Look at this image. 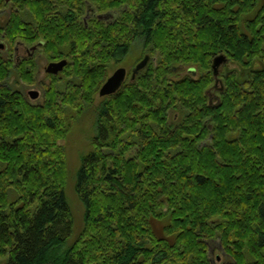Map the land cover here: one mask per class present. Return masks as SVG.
<instances>
[{
  "label": "trees",
  "instance_id": "16d2710c",
  "mask_svg": "<svg viewBox=\"0 0 264 264\" xmlns=\"http://www.w3.org/2000/svg\"><path fill=\"white\" fill-rule=\"evenodd\" d=\"M257 1L0 0L9 50L21 42L66 60L32 103L4 82L13 71L34 83V56L0 54V264H196L201 235L248 240L261 262L264 3L239 23ZM134 44L154 59L96 106L74 235L61 141ZM217 54L235 66L209 101ZM179 66L199 74L178 76Z\"/></svg>",
  "mask_w": 264,
  "mask_h": 264
},
{
  "label": "rangeland",
  "instance_id": "374dc122",
  "mask_svg": "<svg viewBox=\"0 0 264 264\" xmlns=\"http://www.w3.org/2000/svg\"><path fill=\"white\" fill-rule=\"evenodd\" d=\"M255 8L250 11L248 14H241L239 23L244 26V22L248 21L254 14V10L262 3L264 0H258ZM8 9L0 10V26L3 25L7 18ZM106 14V13H104ZM101 16V15H99ZM241 25V26H242ZM242 28V27H241ZM3 42V47L0 48V54L3 55L7 59L18 60L24 56H34L36 61L37 70L35 72V81L32 84L25 83L20 81L11 71L8 77L5 80V85L12 89H16L21 91L24 96L32 103H40L42 100V91L43 88L48 84L49 77L44 71V67L49 60H47L41 51L37 48V46L29 47L21 42L14 43L11 50H9V46L6 44L4 40L0 38V42ZM144 50L141 48L140 44H134L130 48L129 52L125 56V58L118 62L117 64L110 67L107 76H109L113 70L117 67H124L126 70H129L134 62L141 57V53ZM227 58V56H226ZM212 62V59H211ZM234 63L227 58V61L224 62L218 69V82L213 81L208 85V96H210L214 100L213 97L217 95V89L223 85L224 76L234 69ZM253 65H250V69ZM185 68L187 66H184ZM255 67V66H254ZM210 70L211 66H210ZM196 74L193 78H196L199 74L198 70H196ZM60 73L57 74V76ZM181 76V74H179ZM178 75V76H179ZM30 89H35L38 91V97L36 99H30L28 96V91ZM105 97H100L96 94L93 98V102L91 105H86L83 110H81L77 115L72 113L73 118L70 120V127L67 132L65 138L61 141L65 150V158H66V166H67V178L65 182L64 192L66 196V200L70 207L73 216V234H78L83 226V214L84 208L83 204L78 199L75 190H74V181L76 170L79 167L80 157L87 152L91 148V138L95 133V119H96V106L103 100ZM155 232L157 234H161L162 231V223L154 222L153 223Z\"/></svg>",
  "mask_w": 264,
  "mask_h": 264
},
{
  "label": "flooded vegetation",
  "instance_id": "af4514ba",
  "mask_svg": "<svg viewBox=\"0 0 264 264\" xmlns=\"http://www.w3.org/2000/svg\"><path fill=\"white\" fill-rule=\"evenodd\" d=\"M113 15H114L113 12H108L106 14H102L101 16H99V18L104 19V20H109L112 18ZM0 38L3 40L2 35H0ZM1 43L3 44L2 41ZM141 54H142L141 57L134 62L133 66L129 70H126L123 67L125 69V76H124V79L120 87L123 84H126L129 81L134 80L135 76L140 71H142L145 66H147L148 62L154 59V57L149 52L144 51ZM145 55L147 56L146 64L132 75V69ZM59 60H56V61H59ZM49 62H54V61H48L47 64ZM223 64L224 63L220 64V66ZM46 65L44 67V71H45ZM218 69H217L216 74L213 75V81H217V82H218V75H219ZM172 70L175 72H178V75L181 74V76H184L187 74V75H190L191 77H194L197 72L194 67L185 68L183 66H179L178 68L173 67ZM61 71H59L58 73H60ZM45 73L47 75L50 74V73H47L46 71ZM57 74H52V75H57ZM100 97H105V96H100ZM213 98L215 99L216 97H213ZM211 99L212 98L208 96V100L210 101ZM255 243H258V242H255ZM186 244L187 242L184 241L183 242L184 247L182 248L184 259H188L191 257L190 255L191 251L187 249ZM249 244L251 243H249L248 240H240V239L221 240L217 236L203 237V235H201L196 241L197 246L195 250H193V252L197 254L196 264H264V246L261 249V251H263L262 252L263 257L261 259V262H259V260L254 261L252 259V250L248 249Z\"/></svg>",
  "mask_w": 264,
  "mask_h": 264
},
{
  "label": "water",
  "instance_id": "95a60500",
  "mask_svg": "<svg viewBox=\"0 0 264 264\" xmlns=\"http://www.w3.org/2000/svg\"><path fill=\"white\" fill-rule=\"evenodd\" d=\"M3 47V44L0 42V48ZM226 56L224 54H217L212 58L211 69L213 75L216 74L218 67L220 64L226 61ZM147 61V56L145 55L132 69V75L137 72L140 68H142ZM66 64L65 59H61L59 61L49 62L46 65L45 71L50 74H57L59 71L63 69ZM192 70V69H191ZM125 76V69L123 67H117L112 73L106 77L104 82L100 85L98 89L99 96H107L113 94L121 85ZM28 96L30 99H36L38 97V91L35 89H30L28 91Z\"/></svg>",
  "mask_w": 264,
  "mask_h": 264
}]
</instances>
